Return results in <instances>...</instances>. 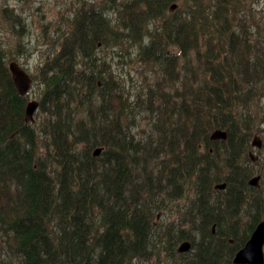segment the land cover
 <instances>
[{"label":"trees","instance_id":"16d2710c","mask_svg":"<svg viewBox=\"0 0 264 264\" xmlns=\"http://www.w3.org/2000/svg\"><path fill=\"white\" fill-rule=\"evenodd\" d=\"M173 2L179 3L176 13L166 15ZM111 4L118 18L102 12L92 24L77 19L72 33L58 40L64 45L57 62L38 67L44 153L36 147V129L24 121L27 98L18 94L7 66V54L16 58L10 39L0 38V264H148L165 251L186 258L183 264H234L264 219V0ZM148 14L149 28L136 41L132 35ZM5 16L13 19L10 31L22 36L24 12L0 0V19ZM132 46L138 62L130 72L122 54ZM68 53L89 55L85 59L97 53L102 63L92 66L115 68L123 85L130 76L134 86L141 75L147 84L158 76L145 93L157 110L144 106L152 132L142 143L126 132L128 106L109 80L88 66L77 70ZM85 74L92 81L83 85ZM81 87L88 91L82 94ZM81 94L101 122L67 107ZM143 108L135 111L136 125ZM218 128L227 138L211 139ZM256 134L259 149L252 145ZM99 146L104 150L94 157ZM255 175L260 187L249 183ZM217 183L227 186L215 189ZM183 198L188 203L179 215L173 201ZM184 239L192 243L188 257L176 251ZM7 244L9 260L1 258Z\"/></svg>","mask_w":264,"mask_h":264},{"label":"rangeland","instance_id":"374dc122","mask_svg":"<svg viewBox=\"0 0 264 264\" xmlns=\"http://www.w3.org/2000/svg\"><path fill=\"white\" fill-rule=\"evenodd\" d=\"M88 1L91 0H7V3L10 5H16L28 20V24H24V28L21 30L20 34H23L20 37L10 31L9 25L4 21L5 17L0 19V24H2L1 30L3 33H0V38L5 41L10 39L12 47L10 48L13 54H16L20 57V64L24 66L29 72L33 74L36 72V67H38L39 63L42 62H50L55 63L57 61H53L55 58H59L61 56V52L63 50V43L61 44L58 42L60 37L64 35L66 32L70 31L69 28L72 30L73 28V20L68 14H73L78 18H84L87 20V23H91L96 21L95 18H98L100 15V10L106 9L112 0H96L97 1V8L93 9L89 6ZM94 2V1H92ZM152 14L145 15L141 22V31L136 34L132 35L136 41H140L143 38V31L149 28V22L152 19ZM61 26L63 29L60 32L56 33V28ZM51 28V31L47 29V27ZM58 42V44H57ZM57 44V45H56ZM56 45V46H55ZM1 46V43H0ZM129 50L133 52V56L136 58V53L134 51L137 50L135 46L129 47ZM72 55V60H75V67L77 70H82L85 66L94 69L97 73L102 75V80H109L111 87L116 90L118 95L122 97V101L125 106H128L127 113L128 119L126 120V116L124 115L123 118L125 119V123L128 124L126 128V132L129 135H137L141 139V143L144 140V136L148 135L152 132L150 127H146L148 123L147 118L151 116L146 110V106L151 108L152 110H157V105L153 104L152 101L147 100L145 94H140L137 89L139 87H135L132 84V80L130 77L129 85H123L119 80V72L109 66V67H93L89 64V62L81 55V54H72L68 53L67 56ZM129 52L126 51L124 56L128 58ZM66 64V62H64ZM191 67L190 64H188ZM128 69L131 65H127ZM150 68L144 67L143 71L150 73ZM100 80V81H102ZM92 81V77L89 74L83 75L80 79L81 84H89ZM162 85L168 84L164 79H162ZM172 86H176V83H172ZM83 93H86L84 87H81ZM93 91L97 93L95 87H92ZM99 92H104V88H98ZM36 94L39 92V88L36 87L35 91ZM34 92H32L29 96L27 94L26 98L27 101L29 99H37ZM175 94L176 92H171ZM82 94L78 97L73 96L70 98L74 110L78 111L84 116L87 117H94L96 122H101L98 120L95 111V106L84 100ZM138 98L139 101H135V98ZM38 100V99H37ZM116 100H113V104H115ZM145 106V107H144ZM145 109H144V108ZM139 108H143L141 116H140V125H136L135 121L136 118L134 116L135 111ZM118 112V109H116ZM102 122H106V119H102ZM32 123L31 125H34ZM41 127V125H36V129ZM45 126L41 127L43 130ZM35 134H39L38 131H35ZM143 136V137H142ZM221 138L223 135H220ZM225 139V138H223ZM45 145V141L42 138H39L37 143L38 148L40 149ZM188 201L186 199H178L173 201V210L176 214L183 215L185 210V206L187 205ZM31 221V220H30ZM32 223L29 221L25 224L31 225ZM174 229L178 228V224L175 223L173 226ZM45 234L41 232V238H45ZM36 244V243H35ZM192 245V244H191ZM109 262L110 260H106Z\"/></svg>","mask_w":264,"mask_h":264},{"label":"water","instance_id":"95a60500","mask_svg":"<svg viewBox=\"0 0 264 264\" xmlns=\"http://www.w3.org/2000/svg\"><path fill=\"white\" fill-rule=\"evenodd\" d=\"M10 68L13 72L17 88L24 94L31 84L28 74L16 62H12ZM33 107H35V105L29 108L28 104L29 110L27 112V119L33 116ZM220 135H223L222 138ZM211 138L215 140L227 138V133L226 131L218 130L211 135ZM252 145L255 148L262 147V140L259 135L253 138ZM250 156L254 161L258 159V156L253 152H250ZM260 179L261 176L256 175L249 180V183L253 186L260 187ZM214 188L219 190L225 189L226 183H217ZM233 262L235 264H264V220L258 223L246 244L237 251L233 258Z\"/></svg>","mask_w":264,"mask_h":264},{"label":"bare ground","instance_id":"6f19581e","mask_svg":"<svg viewBox=\"0 0 264 264\" xmlns=\"http://www.w3.org/2000/svg\"><path fill=\"white\" fill-rule=\"evenodd\" d=\"M227 186V185H226ZM224 190V189H223Z\"/></svg>","mask_w":264,"mask_h":264}]
</instances>
